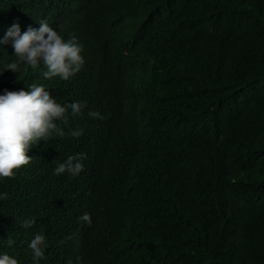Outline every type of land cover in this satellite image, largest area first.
<instances>
[{
	"label": "trees",
	"instance_id": "1",
	"mask_svg": "<svg viewBox=\"0 0 264 264\" xmlns=\"http://www.w3.org/2000/svg\"><path fill=\"white\" fill-rule=\"evenodd\" d=\"M74 1L82 7L0 0V40L10 19L23 34L57 12L49 4L71 17L84 46L83 66L64 81L45 78L42 60L5 71L17 57L11 44L0 45V85H43L53 99L86 102L88 115L126 111L131 131L140 132L114 159V206L96 210L99 192L80 181L64 195L49 193L50 204L35 199L53 182V164L42 144L30 145L29 165L0 177L8 197L0 199V256L18 264H264V0H143L148 24L115 55L86 43L98 14L93 3L104 0ZM112 74L109 85L97 84ZM115 94L122 95L99 99ZM85 167V179L96 180ZM85 213L90 224L78 219ZM37 233L47 247L34 260L28 245Z\"/></svg>",
	"mask_w": 264,
	"mask_h": 264
},
{
	"label": "clouds",
	"instance_id": "2",
	"mask_svg": "<svg viewBox=\"0 0 264 264\" xmlns=\"http://www.w3.org/2000/svg\"><path fill=\"white\" fill-rule=\"evenodd\" d=\"M73 3L82 7L74 0ZM93 4L98 14L90 18L93 36H89L86 43L106 49L113 55L122 49L131 34L142 30L150 20L149 5L143 0H104ZM46 7L48 11L57 12L51 13L47 19L40 18L37 25L29 26L23 34L17 19L8 18L10 21L7 22L14 23L0 40V45L11 44L17 60L7 64L5 71L17 72L21 64L34 68L42 60L48 69L44 73L45 78L59 76L70 81L83 66L81 51L84 46L76 36L71 17L62 16L66 11L53 9L49 4ZM113 75L101 77L97 84L109 85ZM28 87L30 91H13L7 84L0 85V177H13V169L28 166L31 157L26 152L30 145L42 144L45 161L53 164L50 170L54 180L48 187L42 186L35 199L50 204L49 193L64 195L67 186L80 181L87 184L90 191L100 194L94 210L101 204L114 206L111 196L116 180L114 159H119L118 149L124 147L125 139L140 132L131 131V115L110 108H100V113L95 110L88 115L86 102L53 99L43 85L31 84ZM121 95H105L99 99L107 101ZM134 116L143 122L137 109H134ZM70 136L75 139L71 141ZM77 139L81 142L79 148L75 145ZM85 166L94 169L98 176L96 180L85 179ZM7 198V193H0V199ZM84 204L90 205L86 201ZM78 219L91 223L87 213ZM34 223L33 217L25 220L22 226L27 228ZM13 243L8 240L9 246ZM28 247L32 250L33 259L39 260L47 247L45 236L35 234ZM0 264H18V261L3 254Z\"/></svg>",
	"mask_w": 264,
	"mask_h": 264
}]
</instances>
